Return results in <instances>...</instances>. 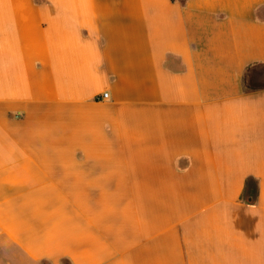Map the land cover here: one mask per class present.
Segmentation results:
<instances>
[{
    "label": "crops",
    "instance_id": "0c3cea01",
    "mask_svg": "<svg viewBox=\"0 0 264 264\" xmlns=\"http://www.w3.org/2000/svg\"><path fill=\"white\" fill-rule=\"evenodd\" d=\"M0 264H264V0H0Z\"/></svg>",
    "mask_w": 264,
    "mask_h": 264
},
{
    "label": "trees",
    "instance_id": "16d2710c",
    "mask_svg": "<svg viewBox=\"0 0 264 264\" xmlns=\"http://www.w3.org/2000/svg\"><path fill=\"white\" fill-rule=\"evenodd\" d=\"M253 81L254 80L252 78H249L246 81L244 80V86H245L246 90L253 91V90H256L260 86L256 82H253ZM246 201L248 203H252L253 202L251 196H247V200Z\"/></svg>",
    "mask_w": 264,
    "mask_h": 264
},
{
    "label": "built area",
    "instance_id": "2783aa9c",
    "mask_svg": "<svg viewBox=\"0 0 264 264\" xmlns=\"http://www.w3.org/2000/svg\"><path fill=\"white\" fill-rule=\"evenodd\" d=\"M101 98H102V99L106 98V95H105V94H103V95L101 96Z\"/></svg>",
    "mask_w": 264,
    "mask_h": 264
}]
</instances>
